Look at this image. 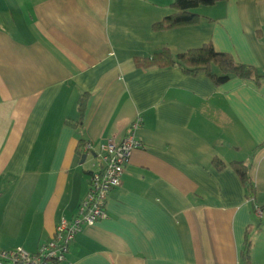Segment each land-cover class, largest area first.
Returning <instances> with one entry per match:
<instances>
[{"label":"crops","instance_id":"0c3cea01","mask_svg":"<svg viewBox=\"0 0 264 264\" xmlns=\"http://www.w3.org/2000/svg\"><path fill=\"white\" fill-rule=\"evenodd\" d=\"M171 1L0 0V249L51 239L96 170L82 144L119 141L139 116L143 148L67 263L241 264L248 229L249 261L264 264V81L216 86L133 61L210 43L264 75V0L200 6L196 25L154 31ZM232 162L248 168L252 201Z\"/></svg>","mask_w":264,"mask_h":264},{"label":"built area","instance_id":"2783aa9c","mask_svg":"<svg viewBox=\"0 0 264 264\" xmlns=\"http://www.w3.org/2000/svg\"><path fill=\"white\" fill-rule=\"evenodd\" d=\"M141 121L137 116L119 141L107 139L95 146L90 142L84 144L83 152L94 158L96 170L89 176L88 192L75 215L71 219H61L52 238L34 253L22 248L0 249V264H68L67 256L75 236L83 227L93 226L106 218L108 194L120 185L131 153L143 148L135 135ZM257 215L261 217L262 211L257 209Z\"/></svg>","mask_w":264,"mask_h":264},{"label":"trees","instance_id":"16d2710c","mask_svg":"<svg viewBox=\"0 0 264 264\" xmlns=\"http://www.w3.org/2000/svg\"><path fill=\"white\" fill-rule=\"evenodd\" d=\"M226 1L228 0H172L169 6L173 13L155 23L152 28L154 31H163L196 25L200 19V15L197 13L198 7L211 6ZM133 61L135 67L140 69L176 68L187 76L202 74L216 86L225 83L232 76L243 80H251L256 84L264 81V75L255 68L237 63L230 54L216 51L210 43L175 56L168 49L163 48L149 56L135 57ZM86 99L87 96L83 94L77 102L79 118L74 125L75 127L82 128ZM83 146L84 144H82ZM77 153L82 155L78 150ZM212 164L217 170L224 167V164L216 158L212 160ZM230 166L244 187L247 199L252 201L255 196V188L249 177L248 168L241 162H232ZM250 245L249 232L246 229L244 245L240 255L241 264H251L249 261Z\"/></svg>","mask_w":264,"mask_h":264}]
</instances>
